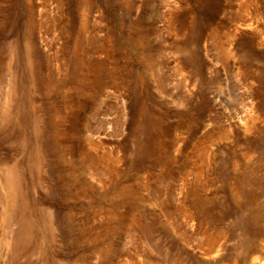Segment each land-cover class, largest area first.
Returning a JSON list of instances; mask_svg holds the SVG:
<instances>
[{
	"label": "rangeland",
	"instance_id": "374dc122",
	"mask_svg": "<svg viewBox=\"0 0 264 264\" xmlns=\"http://www.w3.org/2000/svg\"><path fill=\"white\" fill-rule=\"evenodd\" d=\"M248 105L264 0H0V264H264Z\"/></svg>",
	"mask_w": 264,
	"mask_h": 264
},
{
	"label": "bare ground",
	"instance_id": "6f19581e",
	"mask_svg": "<svg viewBox=\"0 0 264 264\" xmlns=\"http://www.w3.org/2000/svg\"><path fill=\"white\" fill-rule=\"evenodd\" d=\"M243 19V18H242ZM241 23V22H240ZM238 23L239 25L238 26H240V27H242L244 24H246V25H244L245 26V28L247 27H249V25H248V23L247 22H245L244 21V24L241 26V24L243 23ZM251 25V24H250ZM228 39V38H227ZM229 39H230V37H229ZM228 39V40H229ZM229 43V42H228ZM231 43V42H230ZM232 44V43H231ZM230 44V45H231ZM259 46V45H258ZM222 47V46H221ZM224 47V46H223ZM226 48V47H225ZM225 56L226 57H228L229 59H232V61H234V63H235V61H236V55H235V52H234V50L233 49H231V48H229L226 52H225ZM239 71H241L240 69H241V67H238L237 68ZM243 72V71H242ZM244 72H246L247 74L250 72L248 69H245L244 70ZM250 76V75H249ZM253 82V81H252ZM246 90V89H245ZM247 91L249 92V90L247 89ZM250 93H251V91H250ZM216 99H217V97H216ZM248 103H250V104H252L251 102H248ZM252 105H255V104H252ZM252 105H248L247 107L246 106H244L245 108L243 109V111H242V115H241V117H239V125H241L242 127H243V129L245 130V131H247V132H250V131H253L254 129H255V121L256 122H258V120L260 119V118H262L263 120H259V121H262L263 122V124H264V111H254V107L252 106ZM256 110V109H255ZM259 118V119H258ZM23 232H25V230L23 231ZM22 232V233H23ZM20 233V232H19ZM20 234L21 236L23 235V234ZM26 233V232H25ZM20 236V237H21ZM24 236H25V234H24ZM19 239H21V238H19ZM24 241H25V239H24ZM27 241H25L24 242V244L26 243ZM29 242V241H28ZM220 245V244H219ZM209 246V245H208ZM213 250V249H212ZM5 254V253H4Z\"/></svg>",
	"mask_w": 264,
	"mask_h": 264
}]
</instances>
